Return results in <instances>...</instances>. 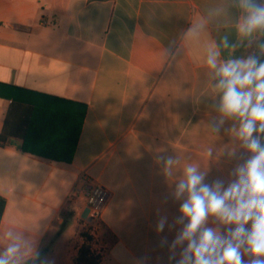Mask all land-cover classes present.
I'll return each mask as SVG.
<instances>
[{
	"label": "crops",
	"instance_id": "obj_1",
	"mask_svg": "<svg viewBox=\"0 0 264 264\" xmlns=\"http://www.w3.org/2000/svg\"><path fill=\"white\" fill-rule=\"evenodd\" d=\"M247 15L241 0H0V255L76 264L88 245L98 264H177L186 167L227 187L251 155L220 111L216 74L264 63L256 30L240 31ZM73 147L70 162L50 159ZM83 172L112 194L96 239L83 192L71 194Z\"/></svg>",
	"mask_w": 264,
	"mask_h": 264
},
{
	"label": "clouds",
	"instance_id": "obj_2",
	"mask_svg": "<svg viewBox=\"0 0 264 264\" xmlns=\"http://www.w3.org/2000/svg\"><path fill=\"white\" fill-rule=\"evenodd\" d=\"M248 12L240 31L249 35L264 29V6L254 0H241ZM208 63L217 68L210 57ZM218 87L223 94L220 111L240 121L238 138L251 153L234 172L235 179L227 186L217 181L204 182V175L194 166L185 169V178L175 185L173 193L180 204L178 218L184 223L172 249L183 246L177 264H264V143L257 133H264V63L254 56L233 60L217 69ZM174 161H164L165 171ZM209 216L232 225L227 235L206 227ZM165 221L158 224L162 231ZM15 247L0 255V264H10ZM244 254L250 259L246 262Z\"/></svg>",
	"mask_w": 264,
	"mask_h": 264
},
{
	"label": "built area",
	"instance_id": "obj_3",
	"mask_svg": "<svg viewBox=\"0 0 264 264\" xmlns=\"http://www.w3.org/2000/svg\"><path fill=\"white\" fill-rule=\"evenodd\" d=\"M80 187L75 186L71 192L76 196L78 191H82L85 196L86 206L89 209L87 218L89 225L86 231L97 238V226L101 220L102 214L110 201L111 192L103 185L96 182L88 173L83 172L78 180Z\"/></svg>",
	"mask_w": 264,
	"mask_h": 264
},
{
	"label": "trees",
	"instance_id": "obj_4",
	"mask_svg": "<svg viewBox=\"0 0 264 264\" xmlns=\"http://www.w3.org/2000/svg\"><path fill=\"white\" fill-rule=\"evenodd\" d=\"M256 33H257V37H258L256 49H257V51H260L264 45V29H257ZM82 121H83V115L80 117V120H79L78 131L81 128ZM29 126H30V123H29ZM75 143H76V140L74 142V145H75ZM23 150L25 152L34 153L32 150H30L26 146L23 148ZM73 151H74V147L72 148L70 156H67L65 158L54 157V158H50V159L70 162L72 159ZM5 208H6V198L3 197L2 195H0V223H1L4 211H5ZM98 262H99V256L93 255L91 253L90 247L88 245H84L81 247V249L79 251V255H78L77 260H76V264H98Z\"/></svg>",
	"mask_w": 264,
	"mask_h": 264
},
{
	"label": "rangeland",
	"instance_id": "obj_5",
	"mask_svg": "<svg viewBox=\"0 0 264 264\" xmlns=\"http://www.w3.org/2000/svg\"><path fill=\"white\" fill-rule=\"evenodd\" d=\"M254 3L255 4H257V5H260V6H264V0H254ZM87 236H88V238L90 239V237L92 238V236L90 235H88V233H85ZM91 251V250H90ZM92 253V252H91ZM93 254V253H92ZM94 255V254H93ZM96 256V255H95Z\"/></svg>",
	"mask_w": 264,
	"mask_h": 264
},
{
	"label": "water",
	"instance_id": "obj_6",
	"mask_svg": "<svg viewBox=\"0 0 264 264\" xmlns=\"http://www.w3.org/2000/svg\"><path fill=\"white\" fill-rule=\"evenodd\" d=\"M88 212H89V209L87 208V209L84 211V213H83V217L87 218Z\"/></svg>",
	"mask_w": 264,
	"mask_h": 264
}]
</instances>
